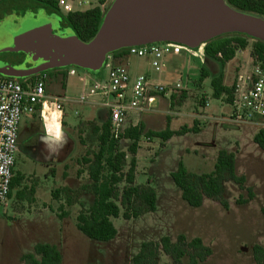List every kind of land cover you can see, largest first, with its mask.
<instances>
[{
    "label": "rangeland",
    "instance_id": "rangeland-1",
    "mask_svg": "<svg viewBox=\"0 0 264 264\" xmlns=\"http://www.w3.org/2000/svg\"><path fill=\"white\" fill-rule=\"evenodd\" d=\"M99 1H102L104 10L112 2ZM22 2L25 4L12 7L11 3L0 7V65L30 66L28 58L20 62L21 52L5 51L13 38L22 32L26 22L53 19L60 24L56 31L75 33L63 24L65 14L51 10L36 0ZM253 44L254 41L249 40L248 47L239 50L224 69L211 60H207L204 66L196 63L198 74L204 67L209 75L197 81L185 102L179 99L167 107L169 114L176 118L173 128L179 130L186 124L193 126L194 121L189 115L195 113L200 115L197 117L200 131L175 135L169 142L141 136L134 156V185L142 187L149 184V180L156 179L157 183L153 185L157 189V208L154 212L127 220L123 217L124 213L127 215L130 207L138 203L133 200L130 204V200L124 205L121 198L114 200L117 214L111 220L117 234L108 242L88 238L76 225L78 214L87 211L94 200L89 164L84 158L94 159L98 152L99 134L94 128L102 126L107 112L97 106L79 103L77 94L80 85L72 77L68 82L67 77L60 76L59 83L68 86L65 89L54 85L55 94L66 93L69 98L62 122L66 134L61 142L63 148L59 151L63 157L60 162H50V166L34 160L42 157L43 151L34 148L33 157H27L25 150L29 145L33 148V144L28 136V125L22 119L21 136L18 138L21 150L17 154L16 170L24 179L12 190L8 200L0 203V234L8 236L5 247L2 248L0 243V264H24L20 257L33 251V244L37 243L56 244L63 254L62 264H134L133 257L143 242H160L163 236H170L175 242L180 233L189 239L201 237L212 249V255L202 264H256L252 247L259 244L264 248V153L254 142V134L261 127L255 124H242L238 128L229 126L232 107L226 95L215 97L212 87L213 77L221 72L224 73V84L233 86L237 74L253 62ZM168 60V71L172 72L168 77L179 79L180 73L186 70L187 59L171 55ZM128 61L134 73L150 71L145 59L132 56ZM64 68L68 67L59 69ZM98 73L105 76L106 68ZM47 138L57 141L54 137ZM131 143L132 140L124 138L119 143L120 150L127 153L121 165L124 172L129 170L133 157L129 152ZM223 149L235 150L238 174L247 179L245 189H240L234 181L226 182L225 197L230 202L228 209L211 199H205L200 208L188 206L181 199L170 170L178 168L182 161L190 172L209 173L214 169L218 152ZM52 150L51 155L45 152L47 158L56 156V151ZM80 170L83 171L81 174ZM126 185L125 182L119 184L120 193ZM249 187L255 195L254 199L238 204L241 195L247 197ZM57 190L59 193L56 196ZM64 213L67 215L61 218ZM158 264H172V260L160 251Z\"/></svg>",
    "mask_w": 264,
    "mask_h": 264
},
{
    "label": "trees",
    "instance_id": "trees-1",
    "mask_svg": "<svg viewBox=\"0 0 264 264\" xmlns=\"http://www.w3.org/2000/svg\"><path fill=\"white\" fill-rule=\"evenodd\" d=\"M38 3L48 6L51 10L59 12L54 0H36ZM232 7L255 13L264 17V0H226ZM102 2V1H101ZM110 6V5H109ZM108 9V8H107ZM106 10L97 6L83 12H73L63 15V24L70 27L82 41H89L98 32L102 24ZM60 13V12H59ZM249 40H253L252 56L255 63L264 65V42L240 33H230L220 35L205 44V57L207 60L218 62L224 69L239 50H244L249 45ZM126 49H122L111 54L115 56L125 55ZM209 75L206 68L201 69L200 81ZM212 87L215 97L227 96L230 103L232 101L233 86L224 84V73L213 77ZM186 94V93H185ZM175 97V96H174ZM184 97V96H183ZM98 133L99 150L94 159L84 158L89 164V177L93 182L92 192L93 203L87 211H82L77 216V228L90 239L108 242L117 234V230L112 224V216L117 214V203L114 200L122 199L124 205L128 201L136 200L131 211L125 215L127 220L138 218L145 213L154 212L157 208V193L153 187H137L135 183V165L137 149L142 135L149 139L159 138L163 142L168 141L173 136L185 135L191 132L200 131L199 122L196 120L193 126H183L179 130H171L167 127L160 132L145 131L142 123L136 127H130L122 135L115 137L111 131V120L108 113L101 127H95ZM123 138L133 140L129 147V152L133 155L130 167L127 172L122 171L121 165L126 158V152L119 148L120 140ZM254 142L264 151V129L260 128L254 136ZM83 171L80 170L79 174ZM171 177L180 191L181 199L192 208L203 206L205 199L215 200L225 208H229V203L225 198V183L234 181L240 189H245L247 179L244 175H239L237 171V159L234 152L220 150L216 158L214 169L209 173H194L187 170L183 162L180 161L178 169L171 173ZM24 179L23 175L17 173L11 184L12 190ZM125 182L127 185L120 193L119 184ZM248 195L238 198V204H246L253 200L255 195L252 189L247 188ZM59 190L56 191V196ZM67 213L60 215L63 218ZM160 251L168 255L172 264H202L212 255V249L207 246L201 237L189 239L185 234H178L175 242L170 236H163L160 242H143L139 252L133 257L134 264H158ZM253 258L256 264H264V248L259 244L252 247ZM24 264H62L63 254L56 244L37 243L34 251L21 256Z\"/></svg>",
    "mask_w": 264,
    "mask_h": 264
},
{
    "label": "built area",
    "instance_id": "built-area-1",
    "mask_svg": "<svg viewBox=\"0 0 264 264\" xmlns=\"http://www.w3.org/2000/svg\"><path fill=\"white\" fill-rule=\"evenodd\" d=\"M54 1L57 9L65 15L102 7L99 0ZM205 45L203 43L197 48H190L178 43L161 42L132 46L126 48L125 55L120 57L108 55L104 66L105 76L80 71L75 66L53 69L60 70L54 76L44 71L26 81L0 76V203L6 202L11 192L23 115H38L42 120L49 121L50 127L56 131L62 125L69 98L66 93H48V82L52 78L64 76L68 82L71 77L74 78L80 85L77 101L106 110L111 120V131L118 137L131 125L138 126L139 123L133 125L134 118L138 119L141 114L153 111L159 98L171 100L195 88L201 73V69L199 74L197 72L196 61L204 64ZM171 55L187 59L188 65L185 72L180 73L179 79L168 77V57ZM132 56L147 60L151 72L132 76L128 61ZM232 95L229 120L239 125H259L264 129V65L255 63L254 59L250 65L247 64L234 80Z\"/></svg>",
    "mask_w": 264,
    "mask_h": 264
},
{
    "label": "water",
    "instance_id": "water-1",
    "mask_svg": "<svg viewBox=\"0 0 264 264\" xmlns=\"http://www.w3.org/2000/svg\"><path fill=\"white\" fill-rule=\"evenodd\" d=\"M5 51L21 52L30 67L0 65L3 77L23 78L75 66L98 74L109 54L132 46L173 42L197 48L223 34L264 42V17L226 0H113L95 36L82 41L53 19L26 22Z\"/></svg>",
    "mask_w": 264,
    "mask_h": 264
},
{
    "label": "crops",
    "instance_id": "crops-1",
    "mask_svg": "<svg viewBox=\"0 0 264 264\" xmlns=\"http://www.w3.org/2000/svg\"><path fill=\"white\" fill-rule=\"evenodd\" d=\"M23 0H0V7L1 6H6L8 4H11L12 3V7L18 5V4H25L22 2ZM7 7V6H6ZM11 7V8H12ZM11 12V11H9ZM207 59L205 60L204 64H206L207 62ZM196 63H199L198 61H196ZM203 64V66H204ZM149 65V63H148ZM150 68V66H149ZM203 67H201L202 69ZM59 71L60 70H53L52 72H50L53 76L54 75H57L59 74ZM130 71H131V74L132 76L136 75L137 73H134L131 69V66H130ZM151 71L147 70L146 73H150ZM174 72V71H173ZM172 72L169 73V75L171 74ZM200 77H201V73H200ZM59 79L60 76H56L54 79L52 78L49 82H48V86H47V90H48V93L49 94H55V91H54V85H60L61 88H64L66 87V83L63 84H60L59 83ZM69 84V83H68ZM184 96V97H183ZM189 96V93H186V94H182V95H178V96H175L173 97L171 100H168L166 98H159L157 103H156V108L153 110V111H150V112H146V113H143L140 115V117L138 116H135V117H138L137 118H134V120L132 121L133 122V125L135 124H140L142 123L145 130L147 131H155V132H160V131H163L165 130L167 127H170L171 130H178V129H175L173 128V124H174V118L173 116H171V114H169L168 110H167V107L170 106L171 104L173 103H177L180 99V101H183L185 102L187 100ZM189 115V114H188ZM200 115L198 114H190L189 117H191L193 119V121L195 122L196 120H198L197 117H199ZM22 119H25V123H27V127H28V130H29V134L28 136L30 138H32V144L31 146H33V150L35 148V150H39V151H44L47 149V153H49V155H51L50 152H52L53 150L50 143H48V141L46 140L47 137H54V138H58L61 134V131L63 129V126L61 125L60 126V129L59 131H56L53 129V127H50L51 126V123L49 121H44L42 120L38 115H28V114H25L23 115ZM21 119V121H22ZM178 119V118H177ZM229 119V118H228ZM224 121V120H223ZM230 121V120H229ZM226 122V121H225ZM21 124V123H20ZM224 124V123H223ZM237 125V126H236ZM185 126H188V127H191L190 125L186 124ZM229 126H232V127H236L238 128L241 127V125L239 124H235L233 123L232 121H230V124ZM131 127H133L131 125ZM199 127H200V124H199ZM20 127H19V132H20ZM258 132V131H257ZM256 132V133H257ZM255 133V134H256ZM254 134V136H255ZM20 136H21V132H20V135L18 134V138L20 139ZM154 139V138H152ZM39 140V142L37 143V141ZM171 139H169L168 141L166 142H169ZM45 142L48 143V146H45ZM40 143V144H39ZM39 144V146H38ZM257 145V144H256ZM18 146L19 143H18ZM30 147V145L28 146ZM258 147V146H257ZM57 149L61 150L63 148V145H58L56 147ZM259 148V147H258ZM260 149V148H259ZM188 150V149H187ZM189 151V150H188ZM260 151H262L260 149ZM28 152V151H27ZM26 152V155L27 157L31 158V156L33 157L32 153H31V156L28 155V153ZM35 152V151H34ZM229 152H235V150L233 151H229ZM264 153V151H262ZM43 157H46L45 153L42 155V157H38V159H35L34 160H37V162H39L40 164L43 163ZM236 159H237V154H236ZM155 164V163H154ZM178 169V168H176ZM176 169H171L170 170V175L172 172L176 171ZM148 182H150L149 184H144L145 186H150V187H153L157 193V189L154 187L153 184L157 183V180L156 179H153V180H149ZM156 185V184H155ZM225 186H226V183H225ZM181 194V193H180ZM224 195H225V192H224ZM94 197V196H93ZM226 198V197H225ZM228 201V200H227ZM252 201V200H251ZM229 202V201H228ZM250 202V201H249ZM248 202V203H249ZM230 203V202H229ZM230 205V204H229ZM0 220L2 221L1 217H0ZM2 233L0 234V243H1V246L2 248L5 247V245H7V242H6V238L8 237L7 235H3L2 238ZM53 244V243H52ZM36 244H33V251H34V246ZM33 251H28V253H31ZM25 254V253H24ZM21 258V257H20ZM21 260V259H20Z\"/></svg>",
    "mask_w": 264,
    "mask_h": 264
},
{
    "label": "flooded vegetation",
    "instance_id": "flooded-vegetation-1",
    "mask_svg": "<svg viewBox=\"0 0 264 264\" xmlns=\"http://www.w3.org/2000/svg\"><path fill=\"white\" fill-rule=\"evenodd\" d=\"M113 1V0H112ZM112 3V2H111ZM60 12V11H59ZM61 13V12H60ZM19 56L21 57V59H20V62H22V61H24V60H26V55L24 54V53H22V54H19ZM30 66H31V64H30ZM30 66H28V67H30ZM32 76H29V77H23V78H14V79H19V80H22V81H26V80H28L29 78H31ZM65 130L64 129H62V131H61V134H60V136L58 137V138H56V142H55V140L54 139H50V138H46V140L48 141V143H50V145H51V147H52V149H54L55 151H56V156L54 157V156H50V157H44L43 158V164H45V165H48V166H50V162H60L61 160V158L63 157V155L61 156V155H59L60 154V150L59 149H57L56 147L58 146V145H61V142L63 141V139L65 138ZM39 142V140L37 141V143ZM48 143L47 142H45V146H48ZM40 144V143H39ZM39 144H38V146H39ZM28 149H26L25 150V152H27L28 153V155H31V153H32V151H33V148L31 147H27ZM51 149V150H52ZM20 150H21V147L19 146V152H20ZM45 152H48L47 151V149L46 150H44L43 151V153H45ZM60 160V161H59Z\"/></svg>",
    "mask_w": 264,
    "mask_h": 264
}]
</instances>
